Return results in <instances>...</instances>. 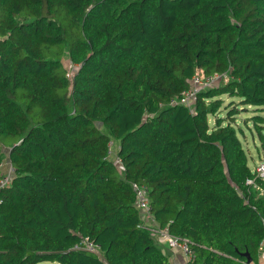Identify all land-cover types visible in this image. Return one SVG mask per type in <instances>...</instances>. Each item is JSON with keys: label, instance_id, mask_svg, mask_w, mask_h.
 Instances as JSON below:
<instances>
[{"label": "trees", "instance_id": "obj_1", "mask_svg": "<svg viewBox=\"0 0 264 264\" xmlns=\"http://www.w3.org/2000/svg\"><path fill=\"white\" fill-rule=\"evenodd\" d=\"M223 95L264 143V0H0V264H169L131 183L194 264H259L263 181Z\"/></svg>", "mask_w": 264, "mask_h": 264}, {"label": "built area", "instance_id": "obj_2", "mask_svg": "<svg viewBox=\"0 0 264 264\" xmlns=\"http://www.w3.org/2000/svg\"><path fill=\"white\" fill-rule=\"evenodd\" d=\"M70 67L74 68V66ZM67 76L71 77V74H68ZM221 79L223 80L222 77H219L217 75L206 78L195 76L191 79L188 89L182 92L178 99L172 100L170 103L171 105L185 106L192 110V105L194 103L196 94L204 88L213 87L214 84ZM112 153L113 151L111 148L108 151L109 156H112ZM114 161L117 165H119L120 160L118 158H116ZM252 173L254 175V178L247 179L246 185L256 188L258 191H260V193H262V190L255 185V180H264V161H261L253 169ZM11 174L12 170L10 167H8V169L5 171L4 175L0 179V188L9 183ZM131 189L135 199L134 205L139 213L140 228L147 230L152 235L155 241H157L161 245H164L169 250L179 251L183 256L184 264H194L195 254L191 249V242L187 238L178 237L170 234L166 227L161 228L155 223L150 208V201L147 188L138 183H131ZM263 243L264 241L261 244V249ZM82 244L85 246L86 250L90 252H96L98 249L96 245H93L87 239H84L82 241Z\"/></svg>", "mask_w": 264, "mask_h": 264}, {"label": "rangeland", "instance_id": "obj_3", "mask_svg": "<svg viewBox=\"0 0 264 264\" xmlns=\"http://www.w3.org/2000/svg\"><path fill=\"white\" fill-rule=\"evenodd\" d=\"M225 81V79L223 80ZM220 84V82H219ZM222 105L219 110L220 118L224 121L234 120L233 125L236 129L242 133L238 138L242 142V147L245 150L248 166L253 171V169L261 162L264 161V143H261L259 136L256 133L254 125L252 124V117L256 115L258 112L253 107H244L239 105L237 99L229 98L227 95L221 96ZM235 104V105H234ZM237 106V114L234 115L233 119H227L226 113L229 110H232L233 107ZM262 114V113H261ZM263 115V114H262ZM217 117H209V124L213 126L214 120ZM264 137V132H263ZM114 158V155L111 157ZM115 160V158H114ZM263 189H264V180H263ZM263 192V190L261 191ZM39 264H57L52 262H42Z\"/></svg>", "mask_w": 264, "mask_h": 264}, {"label": "crops", "instance_id": "obj_4", "mask_svg": "<svg viewBox=\"0 0 264 264\" xmlns=\"http://www.w3.org/2000/svg\"><path fill=\"white\" fill-rule=\"evenodd\" d=\"M3 167L5 169H8V167L5 164ZM156 243L158 244L162 253L165 254V256L168 258L169 264H184L183 256L179 251L169 250L167 247L159 244L157 241ZM258 261H259V264H264V243L262 245V249L259 252Z\"/></svg>", "mask_w": 264, "mask_h": 264}, {"label": "water", "instance_id": "obj_5", "mask_svg": "<svg viewBox=\"0 0 264 264\" xmlns=\"http://www.w3.org/2000/svg\"><path fill=\"white\" fill-rule=\"evenodd\" d=\"M243 256L246 258L244 264H251V259L247 253H244Z\"/></svg>", "mask_w": 264, "mask_h": 264}]
</instances>
